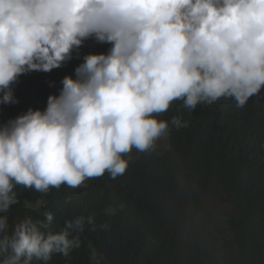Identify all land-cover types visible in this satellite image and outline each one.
<instances>
[{"label":"clouds","instance_id":"9594fccd","mask_svg":"<svg viewBox=\"0 0 264 264\" xmlns=\"http://www.w3.org/2000/svg\"><path fill=\"white\" fill-rule=\"evenodd\" d=\"M89 38L111 48L85 55L43 111L0 125V264L67 257L81 243L73 232L97 230L94 215H81L47 235L43 221L25 218L9 234L17 185L47 194L105 172L116 179L133 150L167 139L169 121L157 117L174 101L193 111L230 98L243 108L264 87V0H0V104L18 103L12 85L22 74L61 67ZM90 260L103 257L92 248Z\"/></svg>","mask_w":264,"mask_h":264},{"label":"trees","instance_id":"16d2710c","mask_svg":"<svg viewBox=\"0 0 264 264\" xmlns=\"http://www.w3.org/2000/svg\"><path fill=\"white\" fill-rule=\"evenodd\" d=\"M110 48L89 38L61 67L22 74L12 85L18 103L0 104V125L29 108L43 111L48 96L59 95L62 79L75 78L85 55L107 54ZM173 117L188 127L176 129ZM157 119L169 121L167 139L152 152L133 150L126 172L116 179L105 172L87 180L86 187L62 185L47 194L14 188L19 202L6 214L9 234L25 218L43 221L47 235L77 216L96 217V231L85 224L72 233L81 243L67 257L55 253L32 264H94L92 248L102 264H264V87L243 108L222 98L190 111L177 100ZM199 194L230 208L225 216L229 240L219 239L221 256L213 234L207 241L187 224L190 211H205ZM109 206L117 207L115 216L104 215ZM46 211L53 213L51 222L44 218ZM105 222L111 225L108 231L99 228Z\"/></svg>","mask_w":264,"mask_h":264},{"label":"rangeland","instance_id":"374dc122","mask_svg":"<svg viewBox=\"0 0 264 264\" xmlns=\"http://www.w3.org/2000/svg\"><path fill=\"white\" fill-rule=\"evenodd\" d=\"M199 195L204 202L205 211H190L187 224L206 240H210V233L213 234V237H215L214 245L219 250V255L221 256L222 249L219 245V239L229 240V235H227L225 228V216L230 211V208L219 202L217 198ZM181 237L184 239L185 233L182 232Z\"/></svg>","mask_w":264,"mask_h":264}]
</instances>
